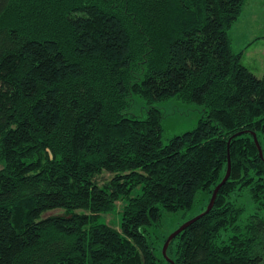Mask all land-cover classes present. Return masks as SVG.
Masks as SVG:
<instances>
[{
  "label": "trees",
  "instance_id": "1",
  "mask_svg": "<svg viewBox=\"0 0 264 264\" xmlns=\"http://www.w3.org/2000/svg\"><path fill=\"white\" fill-rule=\"evenodd\" d=\"M246 2L0 0V264H171L152 229L204 214L229 156L167 256L264 264V74L230 38ZM173 98L203 112L165 144Z\"/></svg>",
  "mask_w": 264,
  "mask_h": 264
},
{
  "label": "rangeland",
  "instance_id": "2",
  "mask_svg": "<svg viewBox=\"0 0 264 264\" xmlns=\"http://www.w3.org/2000/svg\"><path fill=\"white\" fill-rule=\"evenodd\" d=\"M230 38L235 52H242V63L246 65L256 76L264 74V0H247L244 11L230 30ZM164 112L163 141L168 143L173 137L194 130L202 117L203 108L196 104H184L180 100H171L156 104ZM147 112L145 102L135 97L128 113L136 116H144ZM3 165L0 164V170ZM109 179L108 175H105ZM123 203L118 202L115 211L102 216V220L119 229L121 222L120 212ZM199 209L192 211L186 218L178 215L164 214L159 226L152 229V233L160 241L161 252L164 247L166 235L170 236L185 222L184 219L193 217L199 213ZM59 211L51 212L57 214Z\"/></svg>",
  "mask_w": 264,
  "mask_h": 264
},
{
  "label": "water",
  "instance_id": "3",
  "mask_svg": "<svg viewBox=\"0 0 264 264\" xmlns=\"http://www.w3.org/2000/svg\"><path fill=\"white\" fill-rule=\"evenodd\" d=\"M240 135V134H239ZM254 139H255V142H256V144H257V147H258V149H259V152H260V156L263 158V150H262V147H261V145H260V143H259V141H258V139H257V137H256V135L254 136ZM230 175H231V158H230V156H229V163H228V171H227V174H226V176H225V178H224V180L221 182V184H219V186H217V188L215 189V191H214V193H213V196H212V199H211V201H210V203H209V205H208V208H207V210H206V212L204 213V214H202L201 216H199V217H202L203 215H205L206 213H209L212 209H213V207H214V205H215V202H216V199H217V196H218V194H219V191H220V189L225 185V183L227 182V180L229 179V177H230ZM199 217H197V218H194V219H192V220H190V221H188V222H186L185 224H183L178 230H176L175 232H173L169 237H168V239H167V241H166V243H165V245H164V247H163V255H164V257L166 258V260L169 262V263H171V264H174V262L171 260V259H169V257L167 256V250H168V247H169V245H170V243L182 232V231H184L192 222H194L195 220H197Z\"/></svg>",
  "mask_w": 264,
  "mask_h": 264
},
{
  "label": "crops",
  "instance_id": "4",
  "mask_svg": "<svg viewBox=\"0 0 264 264\" xmlns=\"http://www.w3.org/2000/svg\"><path fill=\"white\" fill-rule=\"evenodd\" d=\"M245 8V7H244ZM244 11V10H243ZM239 53V52H238ZM240 53H242V52H240ZM246 66V65H245ZM247 67V66H246Z\"/></svg>",
  "mask_w": 264,
  "mask_h": 264
}]
</instances>
